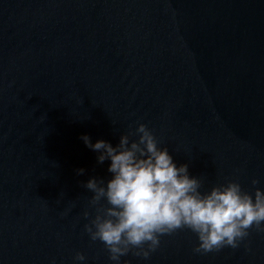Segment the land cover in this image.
<instances>
[{
  "label": "water",
  "instance_id": "95a60500",
  "mask_svg": "<svg viewBox=\"0 0 264 264\" xmlns=\"http://www.w3.org/2000/svg\"><path fill=\"white\" fill-rule=\"evenodd\" d=\"M140 123L202 192L264 189V0H0V264H113L85 230L110 161L82 137L115 146ZM198 243L177 229L121 264H264L255 228Z\"/></svg>",
  "mask_w": 264,
  "mask_h": 264
},
{
  "label": "clouds",
  "instance_id": "9594fccd",
  "mask_svg": "<svg viewBox=\"0 0 264 264\" xmlns=\"http://www.w3.org/2000/svg\"><path fill=\"white\" fill-rule=\"evenodd\" d=\"M82 139L98 153L99 163L110 161L112 176L106 183L94 177L86 182L94 193L91 203L103 200L106 206L97 208L85 230L93 241L103 242L113 264H121L129 252L147 260L161 235L181 228L197 234L194 251L205 253L237 248L249 229L264 231V189L246 192L230 180L202 192L201 180L189 175L187 164L177 166L144 123L134 133L122 134L115 146L103 139L92 142L87 135ZM75 260L84 262L86 257L78 252Z\"/></svg>",
  "mask_w": 264,
  "mask_h": 264
}]
</instances>
